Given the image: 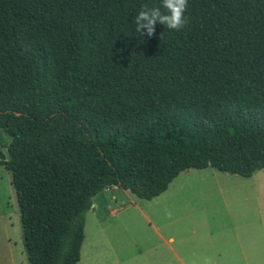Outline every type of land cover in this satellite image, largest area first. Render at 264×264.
Instances as JSON below:
<instances>
[{"label":"trees","instance_id":"1","mask_svg":"<svg viewBox=\"0 0 264 264\" xmlns=\"http://www.w3.org/2000/svg\"><path fill=\"white\" fill-rule=\"evenodd\" d=\"M160 4L0 0V165L29 264H78L105 190L264 169V0H188L182 30L141 36Z\"/></svg>","mask_w":264,"mask_h":264},{"label":"rangeland","instance_id":"2","mask_svg":"<svg viewBox=\"0 0 264 264\" xmlns=\"http://www.w3.org/2000/svg\"><path fill=\"white\" fill-rule=\"evenodd\" d=\"M0 150L6 154L5 147ZM93 203L95 210L92 205L86 214V241L78 264H94L98 245L118 258L110 264L158 261L165 246L156 230L173 239L170 245L184 264H223L227 257L229 264H244V252L250 253L252 264H264V169L249 178L212 167L189 169L151 201L111 188ZM110 207L119 210L114 218H109ZM99 220L108 226L103 233L96 227ZM182 261L170 258L171 264ZM0 264H29L12 175L1 165Z\"/></svg>","mask_w":264,"mask_h":264},{"label":"clouds","instance_id":"3","mask_svg":"<svg viewBox=\"0 0 264 264\" xmlns=\"http://www.w3.org/2000/svg\"><path fill=\"white\" fill-rule=\"evenodd\" d=\"M187 6L188 0H161L160 6L156 7L144 5L133 19L136 31L149 38L155 36L157 24L164 25L169 30L180 31L188 23L185 17Z\"/></svg>","mask_w":264,"mask_h":264},{"label":"crops","instance_id":"4","mask_svg":"<svg viewBox=\"0 0 264 264\" xmlns=\"http://www.w3.org/2000/svg\"><path fill=\"white\" fill-rule=\"evenodd\" d=\"M117 189V188H115ZM96 208V205L93 203V210H95ZM108 212L110 213L109 214V218H114L118 215L119 213V210L117 208H108ZM98 223L96 224V227H97V230H101V232L103 233L106 229V227L108 228V226H105V220H99L97 221ZM98 233V232H97ZM156 233L158 235V238L160 239V241L163 242L165 248H164V252L163 254H160L159 255V258H158V261H155V260H150L148 261L147 263L145 264H171L170 262V258L172 259V257L174 256L175 258H177L178 260L182 261V258L178 255V253H176V251L171 247V242H173V239L172 238H169V239H166L161 233L159 230H156ZM100 234V233H99ZM86 241V237H85V240H84V243ZM84 243H83V250H84ZM100 244L99 242H95V244ZM107 248H110L109 246L112 247V245L110 243H107ZM158 247H155L154 250H159V249H156ZM106 251L104 249L103 246H100L98 245L97 247V255H96V258H95V263L94 264H110L111 262L113 261H116L118 258L116 257L115 255V258H114V254H109L108 251H106L104 253V251ZM153 250V249H152ZM82 252V251H81ZM154 253L156 254V252L154 251ZM166 254L168 255L167 256V260H166ZM227 256V255H226ZM156 257V255H155ZM131 259H134V256L131 258ZM225 262H223V264H229V262L227 260V258H225ZM243 260H244V264H252V261L250 259V253L248 252L247 253H243ZM181 264H184L183 261ZM215 264H218V263H215Z\"/></svg>","mask_w":264,"mask_h":264}]
</instances>
